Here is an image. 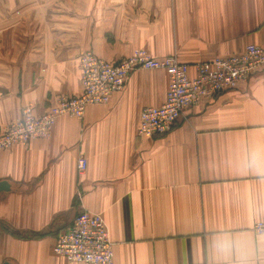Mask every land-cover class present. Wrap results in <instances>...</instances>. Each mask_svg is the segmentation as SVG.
I'll return each mask as SVG.
<instances>
[{"label":"crops","instance_id":"crops-1","mask_svg":"<svg viewBox=\"0 0 264 264\" xmlns=\"http://www.w3.org/2000/svg\"><path fill=\"white\" fill-rule=\"evenodd\" d=\"M249 45L264 46V0H0V135L26 107L41 116L80 95L86 52L192 67ZM168 87L165 71L138 70L82 120L0 152V264H74L53 248L82 210L105 218L112 264H264V69L140 137L142 110Z\"/></svg>","mask_w":264,"mask_h":264},{"label":"built area","instance_id":"built-area-1","mask_svg":"<svg viewBox=\"0 0 264 264\" xmlns=\"http://www.w3.org/2000/svg\"><path fill=\"white\" fill-rule=\"evenodd\" d=\"M79 65L82 93L58 98L41 116L26 107L20 119L0 135V152L30 141L48 139L52 127L62 117L82 120L89 106L108 104L114 94L124 90L129 76L138 70H163L169 76L165 102L142 110L138 132L146 139L165 135L184 118L187 109L236 89L252 73L264 69V46L249 45L242 53L198 62L192 67L180 62L176 55L157 59L142 49L134 50L119 63H110L86 52L81 55ZM87 167V159L81 156L78 172L83 174ZM254 232L264 235V219L255 224ZM53 252L74 264H112L114 244L105 218L80 211L72 225L59 235Z\"/></svg>","mask_w":264,"mask_h":264},{"label":"water","instance_id":"water-1","mask_svg":"<svg viewBox=\"0 0 264 264\" xmlns=\"http://www.w3.org/2000/svg\"><path fill=\"white\" fill-rule=\"evenodd\" d=\"M11 191V186L7 181H1L0 182V193L9 192ZM1 264H11L9 261H4Z\"/></svg>","mask_w":264,"mask_h":264}]
</instances>
